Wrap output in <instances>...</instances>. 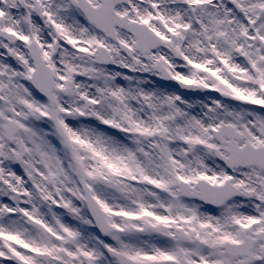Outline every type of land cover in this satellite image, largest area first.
Masks as SVG:
<instances>
[{"label":"snow or ice","instance_id":"6c2138e0","mask_svg":"<svg viewBox=\"0 0 264 264\" xmlns=\"http://www.w3.org/2000/svg\"><path fill=\"white\" fill-rule=\"evenodd\" d=\"M0 264H264V0H0Z\"/></svg>","mask_w":264,"mask_h":264}]
</instances>
